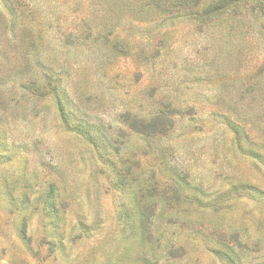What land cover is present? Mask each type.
Returning a JSON list of instances; mask_svg holds the SVG:
<instances>
[{
	"label": "rangeland",
	"instance_id": "374dc122",
	"mask_svg": "<svg viewBox=\"0 0 264 264\" xmlns=\"http://www.w3.org/2000/svg\"><path fill=\"white\" fill-rule=\"evenodd\" d=\"M192 4L0 0V264H264V0Z\"/></svg>",
	"mask_w": 264,
	"mask_h": 264
},
{
	"label": "trees",
	"instance_id": "16d2710c",
	"mask_svg": "<svg viewBox=\"0 0 264 264\" xmlns=\"http://www.w3.org/2000/svg\"><path fill=\"white\" fill-rule=\"evenodd\" d=\"M179 2H181V4H187V3L193 2L192 6L196 7V9H201V6L203 8V4H201V0H179ZM212 12H215V11H212Z\"/></svg>",
	"mask_w": 264,
	"mask_h": 264
}]
</instances>
